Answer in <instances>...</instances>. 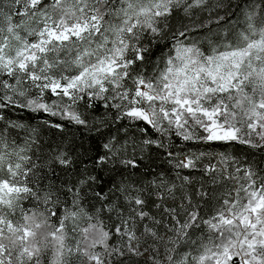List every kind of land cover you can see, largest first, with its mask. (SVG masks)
Masks as SVG:
<instances>
[{
  "label": "snow or ice",
  "instance_id": "obj_1",
  "mask_svg": "<svg viewBox=\"0 0 264 264\" xmlns=\"http://www.w3.org/2000/svg\"><path fill=\"white\" fill-rule=\"evenodd\" d=\"M0 264H264V0H0Z\"/></svg>",
  "mask_w": 264,
  "mask_h": 264
}]
</instances>
